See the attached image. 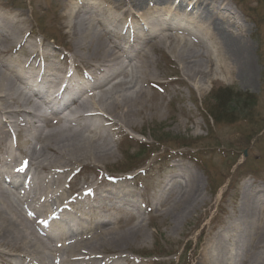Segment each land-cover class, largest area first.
Here are the masks:
<instances>
[{
    "label": "bare ground",
    "instance_id": "obj_1",
    "mask_svg": "<svg viewBox=\"0 0 264 264\" xmlns=\"http://www.w3.org/2000/svg\"><path fill=\"white\" fill-rule=\"evenodd\" d=\"M66 2V31L73 50L64 68L55 61L39 64L44 63L39 43L30 46L29 60L13 62L9 56L25 45L27 32L21 23L0 16V259L4 264H141L133 261L140 257L126 253L144 237L145 227L138 224L119 233L112 225L118 212L135 208L129 201L132 193L119 186L105 188L94 179L73 182L77 169L113 157L115 136L133 130L148 98L146 87L155 84L147 55L131 66L136 58L113 39L108 22L120 21L114 11L128 17L133 24L123 26L122 35L137 28L147 39L137 37V42L152 50L171 40L190 79L201 83L211 79L213 51L235 62L243 78L250 77L249 47L223 26L222 13L231 12L223 8L226 1L132 0L121 8L109 1L107 7L93 0ZM184 5L191 15L174 16L160 8ZM136 7L143 8L140 14L132 11ZM207 7H213L220 20L216 34L211 29L215 17L191 21L196 10ZM104 13L106 20L99 18ZM173 17L184 28L182 33L163 28ZM81 65L85 71L77 76L74 70ZM220 71L231 73L225 65ZM60 104L57 110L50 108ZM64 107L68 114L57 117ZM17 133H25L32 143L21 157L11 144ZM21 177L24 183H18ZM201 184L192 172L180 177L179 193L171 188L163 201L174 195L167 205L175 220L197 206ZM243 194L246 211L254 215L261 207H253L255 198L248 189ZM99 210L110 217L104 219ZM252 227L254 220L248 224ZM261 230L254 251L264 249V222ZM234 238L236 243L242 240L240 234ZM205 252L200 264H209V249ZM143 255L156 256L152 251Z\"/></svg>",
    "mask_w": 264,
    "mask_h": 264
},
{
    "label": "rangeland",
    "instance_id": "obj_2",
    "mask_svg": "<svg viewBox=\"0 0 264 264\" xmlns=\"http://www.w3.org/2000/svg\"><path fill=\"white\" fill-rule=\"evenodd\" d=\"M108 1L118 8L132 2L93 0V3L107 7ZM216 1H226L223 8L231 11L222 13L223 26L249 47L252 74L248 78L240 75L235 62L222 52L213 51L211 79L206 83L192 80L171 40L152 50L137 42V37L147 40L137 28L122 35L121 28L133 24L128 17L114 11L120 21L108 22L113 39L136 58L131 66L137 64L143 54L147 55L145 60L151 61L155 84L146 87L148 98L133 130L126 129V135L115 136L113 157L105 163H91L77 169L73 182L80 185L94 179L106 185L105 188L119 186L132 193L129 201L135 208L118 212L112 225L119 233L138 224L145 227L144 237L134 241L126 253L140 257L142 260L133 261L141 264H200L206 249H209L206 258L209 264H260L264 256L263 248L253 250L264 222V0ZM66 6V0H0V16L21 23L27 32L25 45L9 58L13 62L29 60L30 46L39 43L40 53L44 54V63L39 64L55 61L66 67L68 61L71 62L73 50L66 31ZM160 8L174 16L190 13L186 5ZM142 9L136 7L132 11L137 15ZM214 13L213 7H207L196 10L192 16L197 23L206 17H215L216 22L211 20V29L215 31L220 20ZM107 16L104 13L99 18L106 20ZM176 19L173 17L170 25L163 27L167 33L169 30L184 31L176 24ZM224 65L231 73H221ZM78 67L77 75L85 71L83 65ZM236 94L251 96L254 103L242 102L235 106ZM58 106L61 104L50 108L57 110ZM218 108L216 122L209 112ZM66 114L68 111L64 107L57 117ZM11 144L19 150V157L28 153L32 146L25 133L15 134ZM142 144L146 148H142ZM192 172L202 181L199 203L175 220L167 205L174 195L171 194L166 202L163 200L171 188L179 193L180 177ZM19 182L24 183V177L18 179ZM245 189L255 198L253 207H261L256 208L254 215L246 211ZM158 200L161 202L156 206ZM101 215L104 219L110 217L106 212ZM252 220L254 227L249 229ZM238 234L242 240L236 243L234 237ZM187 242L188 247L184 248ZM151 251L156 256L143 255ZM193 251L198 253L196 258L192 256ZM0 264H4L1 259Z\"/></svg>",
    "mask_w": 264,
    "mask_h": 264
},
{
    "label": "trees",
    "instance_id": "obj_3",
    "mask_svg": "<svg viewBox=\"0 0 264 264\" xmlns=\"http://www.w3.org/2000/svg\"><path fill=\"white\" fill-rule=\"evenodd\" d=\"M235 98H233V100H235V101H233L234 102V104H235V106H239L242 102L243 103H248V102H251L252 101V104L254 103V100H253V98H251V96H248V95H243V94H236L235 96H234ZM251 98V99H250ZM222 108H225V107H222ZM219 109L220 108H218L217 110L215 109V111H214V109L213 110H210V112H209V114L212 116V118L216 121V122H218V117L216 116V111H219ZM141 147L142 148H146V146L144 145V144H142L141 145ZM129 156H128V160H129ZM132 169H135V168H132ZM186 252V251H185ZM184 256H186V255H184ZM182 258H183V256L181 257V260H182ZM179 263H180V261H179Z\"/></svg>",
    "mask_w": 264,
    "mask_h": 264
}]
</instances>
